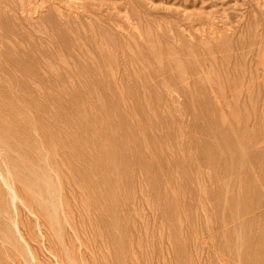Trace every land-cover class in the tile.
Masks as SVG:
<instances>
[{"label":"rangeland","instance_id":"1","mask_svg":"<svg viewBox=\"0 0 264 264\" xmlns=\"http://www.w3.org/2000/svg\"><path fill=\"white\" fill-rule=\"evenodd\" d=\"M52 1L0 0V264H264V0Z\"/></svg>","mask_w":264,"mask_h":264},{"label":"bare ground","instance_id":"2","mask_svg":"<svg viewBox=\"0 0 264 264\" xmlns=\"http://www.w3.org/2000/svg\"><path fill=\"white\" fill-rule=\"evenodd\" d=\"M3 0H1V2H2ZM10 1H12V0H9V2ZM16 1H18L19 2V5H20V8H21V10H20V12H21V14H22V16L24 17L25 15H23V14H25L26 12L29 14V15H27V16H31L32 18H34L35 19V16H36V18H38V16L36 15V14H38V3L39 2H41V0L39 1V0H16ZM39 1V2H38ZM46 1L47 0H42V4H41V6H44V3L43 2H45V4H46ZM49 1H51V0H48V2ZM62 1V3L65 1L66 2V0H61ZM60 1V2H61ZM6 2V1H5ZM5 2H2L3 4H5L6 5V7L8 6L9 7V9H11V10H9V11H12V10H14V8L15 9H17L15 6H13L14 8H10V6L12 7V4L11 5H8V3H5ZM54 2H57V0H53L51 3H49V4H52V5H56V6H54V8L55 7H58L57 6V4L58 3H60L59 1H58V3L56 4V3H54ZM11 3H13V2H11ZM15 3V2H14ZM54 3V4H53ZM48 4V3H47ZM64 4L65 3H63L62 5H63V7L62 8H64ZM1 5V4H0ZM40 5V4H39ZM67 4H65V6H66ZM104 5V4H103ZM18 6V5H17ZM105 6H107V5H105ZM115 6V5H114ZM0 7H3L2 5L0 6ZM59 7H61V5L59 6ZM117 7V6H116ZM4 8V7H3ZM61 8V9H62ZM5 9V8H4ZM3 9V10H4ZM56 10H57V8H55ZM60 8L58 9V10H60V11H62ZM115 9V8H114ZM3 10H1L0 12H4ZM57 10V11H58ZM101 10V9H100ZM7 11H8V9H6V12H5V14H3V15H5V17L6 16H8V15H6V13H7ZM14 11H16V10H14ZM60 11H58V13L60 14L61 12ZM23 12H25V13H23ZM12 13V12H11ZM15 13H17V14H19L20 15V13L18 12V10L15 12ZM15 13H13V18H15V16H16V18L15 19H18L17 17L19 16V15H14ZM26 13V14H27ZM62 13H64L63 11H62ZM61 13V14H62ZM112 14V13H111ZM113 14H116V13H113ZM9 15H11V14H9ZM2 16V15H1ZM12 16V15H11ZM21 16V17H22ZM31 17H25L26 18V20L27 19H29L30 20V18ZM115 17V16H114ZM1 18V17H0ZM11 18V17H10ZM10 18H8V19H10ZM20 18V17H19ZM26 20H22V22L23 21H26ZM5 21V20H4ZM7 21V20H6ZM17 21H20V19H18ZM31 21H32V19H31ZM36 21V20H35ZM9 22H11L10 24H12V21L11 20H9ZM16 22V21H15ZM15 22H13V23H15ZM27 22V21H26ZM19 24V23H18ZM26 24V23H25ZM24 24V22H23V24H22V26H23V28L24 27H26V26H24L25 25ZM30 24V23H29ZM37 24V23H36ZM32 25H33V22H32ZM14 27H17V26H14ZM21 27V26H20ZM2 28V27H1ZM11 28V27H10ZM18 28H19V26H18ZM23 28H20L21 30L23 29ZM27 28H32V26H29V27H27ZM37 28H38V26H37ZM14 29V28H13ZM13 29H10L11 31L13 30ZM18 30V29H17ZM21 30H19V31H21ZM24 30V29H23ZM35 30V29H34ZM0 31H1V29H0ZM3 31V30H2ZM10 31V32H11ZM16 31V30H15ZM26 31H28V29L26 30H24V32L26 33ZM29 31H32V30H29ZM9 32V31H8ZM9 32V33H10ZM13 32V31H12ZM17 32V31H16ZM33 32H35V31H33ZM21 33H22V31H21ZM28 33V35L30 34L31 35V32H27ZM12 36H13V34H11ZM15 36H13V37H16V36H18L16 33L14 34ZM23 35V34H22ZM21 34H20V36H18L17 38L19 39H17L18 41H22V39L21 38H23V36H25V34L22 36ZM36 35V34H35ZM22 36V37H21ZM21 37V38H20ZM1 38H3L2 36H1ZM11 38V37H10ZM37 38V37H36ZM35 38V39H36ZM9 38H7V40L6 39H3V40H5V41H7V42H9V40H8ZM16 39V38H15ZM24 39V41L26 42V40H27V42L24 44V45H26L27 43H29V42H31V41H29V39H30V37L29 38H23ZM2 40V41H3ZM11 40V39H10ZM4 41V42H5ZM11 42H13V41H11ZM22 43V42H21ZM20 43V44H21ZM3 44V43H2ZM1 45V44H0ZM9 45H11V44H9ZM8 45V46H9ZM13 45V44H12ZM15 45V44H14ZM13 45V46H14ZM17 45V44H16ZM16 45H15V47H16ZM5 46V45H4ZM32 46V45H31ZM1 48L3 47V45H1L0 46ZM10 47V46H9ZM18 47V46H17ZM16 47V48H17ZM22 47H24V46H22ZM4 48V47H3ZM6 48V47H5ZM4 48V49H5ZM21 48V47H20ZM24 49H26L27 50V48H25L24 47ZM29 49V48H28ZM20 50V49H19ZM15 51V50H14ZM29 51H31V50H29ZM34 51V50H33ZM32 51V52H33ZM28 52V51H27ZM2 53V52H1ZM2 56V55H1ZM24 56V55H23ZM3 58V57H2ZM1 59V58H0ZM1 164H3V163H1ZM5 166V165H4ZM2 167V166H1ZM3 168V170L5 169V168H7V167H2ZM7 170V169H6ZM1 171V170H0ZM5 171V170H4ZM9 171H7V174H9L8 173ZM6 173V172H5ZM9 177V176H8ZM19 177H17V179H18ZM2 179V178H1ZM4 183H5V185L7 186V190L9 189V192L7 193V195H10L11 196V198L13 199V202L14 201H16V200H19L20 198H19V195H18V193L16 192V190H15V188H14V186H13V184L10 182V181H7V180H5L4 179ZM9 196V197H10ZM1 200V199H0ZM6 200V199H5ZM2 202H3V200H1ZM4 204V203H3ZM3 207V206H2ZM2 207H0V208H2ZM243 232V231H242ZM233 235H235V234H233ZM237 235H241V232H240V234H237ZM245 235V234H244ZM249 235V234H248ZM22 236V235H21ZM231 238V237H230ZM244 238H246V237H244ZM211 239V238H210ZM248 239V238H247ZM250 240V239H249ZM211 242V241H210ZM247 243H249L248 241H246ZM245 241H244V239H243V235H241L240 237H238V240H236V243H235V248H234V252H233V257H234V261H233V263L234 264H245L244 262V260L246 259L245 257H244V255H245V252H247L248 254H250V251L247 249V248H244L243 247V245L246 243ZM253 242V241H252ZM202 244V246L204 245V242L203 243H201ZM256 244V243H255ZM254 244V245H255ZM247 245V244H246ZM245 245V246H246ZM258 245V244H257ZM201 246V248L202 249H204L203 247ZM205 246V245H204ZM248 246V245H247ZM251 246V245H250ZM207 247H211V246H207ZM206 247V248H207ZM217 247V246H216ZM249 247V246H248ZM262 247V246H261ZM251 248V247H250ZM252 249H253V247H252ZM254 249H256V248H254ZM252 250V251H255V250ZM216 250V249H215ZM257 250V249H256ZM262 250V249H261ZM204 251H206V250H204ZM203 251V252H204ZM232 251V250H231ZM264 251V250H263ZM257 252V251H256ZM255 252V253H256ZM223 253V252H222ZM251 253H254V252H251ZM257 253H261V251H259V252H257ZM263 253V252H262ZM203 254H205L206 255V253H203ZM218 254V253H217ZM257 255V254H256ZM263 255V254H262ZM260 256V257H262V259H263V256ZM210 257H211V255H209ZM209 256H207V257H209ZM214 256H216V255H214ZM251 256H252V254H251ZM209 257V258H210ZM217 257V256H216ZM226 256H224V257H222V258H225ZM245 259H244V258ZM259 257V259H261ZM214 258V257H213ZM218 258V257H217ZM228 258H231V257H228ZM255 258V257H254ZM216 259V258H215ZM217 261V260H216ZM224 261H227V259L226 260H224ZM222 259H221V262H222V264H225L226 262H224ZM230 261V260H229ZM253 261V260H252ZM232 262V261H231ZM219 263H220V261H219ZM216 264V263H215ZM227 264H229V263H227ZM231 264V263H230ZM251 264V263H250ZM254 264H260V261L259 260H256V261H254ZM262 264V263H261Z\"/></svg>","mask_w":264,"mask_h":264}]
</instances>
